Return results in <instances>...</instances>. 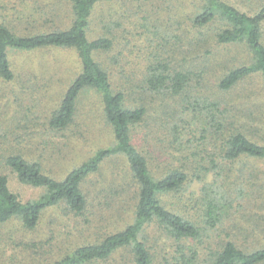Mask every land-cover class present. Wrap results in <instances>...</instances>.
<instances>
[{"label":"trees","instance_id":"1","mask_svg":"<svg viewBox=\"0 0 264 264\" xmlns=\"http://www.w3.org/2000/svg\"><path fill=\"white\" fill-rule=\"evenodd\" d=\"M113 1L0 0V82L9 84L17 78L12 54L72 52L79 72L53 110L48 126L57 133L69 129L83 92L92 90L101 98L105 120L114 136L113 144L98 149L62 180L50 177L40 162L29 160L21 152L0 153V264L9 261L1 246L6 224L18 221L24 230L34 231L51 208L65 205L81 217L112 198L108 188L88 183L114 157L126 163L131 183L110 187L116 200L130 202V221L123 229L101 233L94 242L78 246L52 264H156L157 254L148 232L151 227L178 242L176 254L171 256L176 264H195L198 253H192L193 258L184 255L187 247L182 243L187 241L208 245L207 264H264V213H259L264 210V134L261 143L248 135V131L257 130L252 119L258 117L253 110L258 106L252 105L251 120L239 127L236 121L241 119L229 111L224 98L214 99V94L192 96L206 72L205 68L196 69L197 64L189 60L193 52L206 51L212 45L243 46L251 63L222 76L219 92L230 93L255 76L262 79L264 88V0H238L252 12L240 10L229 0H163L158 9L179 6L180 16L163 30L155 24V38L174 39L176 46L170 53L154 49L146 59L145 70L138 77L126 78L124 86L112 81L101 54L115 48V21L119 25L126 19L125 13L135 7L145 13L142 21L150 25L153 16L146 7L157 8L159 0H121L126 11L120 18L115 20L112 9V13L97 17L98 8ZM57 4L69 6L70 25L42 31L44 25L60 18ZM185 6L192 9L186 11ZM158 14L159 10L154 16ZM180 53L183 63L175 57ZM238 113L243 115L242 110ZM194 119L203 131L198 138L191 132ZM184 134L189 136L187 141ZM196 140L201 144L190 153L188 149L195 147ZM155 152H164L169 158L175 155L181 165L170 159L160 160ZM9 171L20 184L43 190L41 197L22 201L10 188ZM204 172L206 176L212 173L213 182L206 183L198 198L195 218L182 215L179 208L169 209L167 198L179 207L182 192ZM90 196L99 202H89ZM245 200L249 203H243ZM248 208L253 214L247 213ZM232 221L235 225L229 232ZM254 238L250 247L239 242ZM29 247L25 246L27 250ZM187 250L192 251L190 247Z\"/></svg>","mask_w":264,"mask_h":264},{"label":"rangeland","instance_id":"2","mask_svg":"<svg viewBox=\"0 0 264 264\" xmlns=\"http://www.w3.org/2000/svg\"><path fill=\"white\" fill-rule=\"evenodd\" d=\"M229 1L244 12H252V9L241 1ZM156 2L157 8L151 5L146 7L153 16L151 21L155 23L147 25V22H143L142 18L145 13L137 11L134 7L135 3L134 6L132 5L134 8H130L129 14L125 13L126 19H121L119 25L115 21V36H118L115 48L109 54H101L100 60L109 70L112 81L119 86H124L126 78L130 76L135 74L137 77L140 76L141 71L145 70L146 59L153 54L154 49L170 53V48L176 46L174 39L158 40L155 38L153 26L156 24L161 27V30L165 29L169 22H174V17L180 16V11L177 9L179 6L166 5L158 9L163 0ZM56 6L60 10V18L56 23L44 25L42 28L45 29L42 31L48 32L50 28H64L70 25L69 6L64 4ZM123 6L121 0L104 4L98 8L97 17L115 12V20H117L126 11ZM110 9L114 11L111 12ZM191 9L192 7L185 6L186 11ZM157 10L159 14L154 16ZM95 24H98L97 20ZM95 27L99 26L95 25ZM124 36L126 39H123ZM179 46L182 47L181 44ZM205 50L189 55L190 62L197 64L196 69L205 68L206 72L202 85L196 84L197 91L192 96L196 94L212 96L214 94V99L224 98L228 101L229 111L241 119L236 121L239 127L246 124L245 121L251 120L249 116L252 109L250 108L252 105H257L258 107L253 110L255 116L258 117L252 119L255 120L254 125L257 130L248 131V135L254 141L261 143L264 134L262 79L258 76L252 77L227 94L218 90L219 80L230 69L251 63L250 54L243 46L224 48L212 45L211 48ZM175 57L183 63L184 55L180 53ZM12 63L16 80L9 84L0 82V153L8 150L12 153L21 152L29 160L40 162L44 172L50 177L62 180L98 149L113 144L112 128L105 120L101 98L92 90L83 92L75 121L69 129L57 133L48 126L53 110L57 108L64 93L79 72L76 56L72 52L40 50L28 54L15 53L12 54ZM216 92L219 93L216 94ZM240 110L243 111V115L238 113ZM194 122L195 125L191 127V132L195 133L198 138L203 131L199 128L200 124L196 120ZM184 136L187 141L189 136L187 134ZM139 141L136 139L138 144ZM198 144H201V140H196L195 147H191L188 151L195 153ZM164 152L163 154L155 152V155L160 160L170 159V162L174 161L176 165H181L174 159L175 155L169 158L164 155ZM187 166L190 167L189 161ZM126 170V163L118 157L107 160L101 166L100 172L95 174L88 184L108 188V193L112 198L103 201L100 207L90 208L85 216H75L65 205H60L47 210L41 218L40 225L34 231L24 230L18 221L6 224L3 229L5 237L1 245L7 251V257L9 256V261L7 259L5 262L8 264H52L78 246L94 242L101 233L115 232L118 227L123 229L131 219L130 202L127 199L116 200L115 192L111 191L110 186L118 188L121 185L130 184ZM6 174L10 177L11 190L22 201L38 200L43 194L41 189L20 184L10 171ZM203 174L200 175V179H195L194 183L186 187L185 192H182L179 207H174L172 204L176 201L170 198H167V207L171 210L179 208L182 215L195 218V207L199 208L197 200L203 193L206 183L213 182L211 172L207 176L206 172ZM89 202L98 203L99 200H94L90 196ZM247 202L249 203L245 200L243 203ZM249 212L253 214L251 208H248L247 213ZM259 213L263 214L264 210L260 209ZM116 220L119 222L116 223ZM229 224H231L230 232L235 223L232 221ZM148 232L151 236L150 244L157 254L156 264H167L166 260H170V264H176L171 256L176 254L174 252L178 242L155 228H149ZM239 242L245 244L244 247H250L255 242V238L248 242ZM182 244L192 250L186 249L185 256L187 254L189 258H193L192 253H198L196 259L194 257L195 264H207L210 252L207 250L206 243L187 241ZM25 246L31 247L27 250Z\"/></svg>","mask_w":264,"mask_h":264}]
</instances>
